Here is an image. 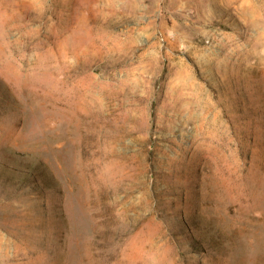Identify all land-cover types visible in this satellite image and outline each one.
Returning a JSON list of instances; mask_svg holds the SVG:
<instances>
[{
	"label": "rangeland",
	"instance_id": "rangeland-1",
	"mask_svg": "<svg viewBox=\"0 0 264 264\" xmlns=\"http://www.w3.org/2000/svg\"><path fill=\"white\" fill-rule=\"evenodd\" d=\"M0 264H264V0H0Z\"/></svg>",
	"mask_w": 264,
	"mask_h": 264
}]
</instances>
